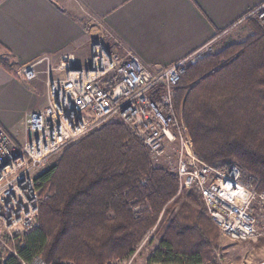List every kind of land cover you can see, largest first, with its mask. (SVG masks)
<instances>
[{"label": "trees", "instance_id": "trees-1", "mask_svg": "<svg viewBox=\"0 0 264 264\" xmlns=\"http://www.w3.org/2000/svg\"><path fill=\"white\" fill-rule=\"evenodd\" d=\"M242 41L189 65L177 108L195 155L225 169L236 163L244 183L264 191V35L252 25ZM0 44V67L14 74ZM35 174L37 226L0 264L40 256L49 264H109L129 257L156 227L150 264H206L219 229L195 188L178 194L176 174L157 165L114 118L60 151ZM58 154V153H57ZM56 154V155H57ZM55 155V156H56Z\"/></svg>", "mask_w": 264, "mask_h": 264}, {"label": "built area", "instance_id": "built-area-1", "mask_svg": "<svg viewBox=\"0 0 264 264\" xmlns=\"http://www.w3.org/2000/svg\"><path fill=\"white\" fill-rule=\"evenodd\" d=\"M244 19H252L264 34V2ZM90 38L89 54L81 65L75 64L71 53H62L56 64L44 56L15 68L26 83L45 74L47 104L25 115L21 144L0 125V245L6 246L7 255L17 256L9 243L37 226L36 172L111 117L129 127L154 162L173 149L178 193L195 188L226 238L247 242L264 237V191L244 183L235 164L217 169L200 160L175 105L176 88L187 66L212 54L214 39L171 65L153 68L124 48L100 22L93 20ZM19 264L49 263L34 256L20 259Z\"/></svg>", "mask_w": 264, "mask_h": 264}, {"label": "crops", "instance_id": "crops-1", "mask_svg": "<svg viewBox=\"0 0 264 264\" xmlns=\"http://www.w3.org/2000/svg\"><path fill=\"white\" fill-rule=\"evenodd\" d=\"M264 0H0V44L13 56L14 74L0 67V125L24 140L25 115L46 106L45 74L26 83L17 66L40 57L56 64L71 53L76 65L89 54L87 15L148 67L171 65L214 39H242L245 15ZM240 38V39H239ZM33 83V84H32ZM35 85V86H33ZM43 88L44 101L40 100ZM41 88V89H42ZM9 104L19 105L14 115Z\"/></svg>", "mask_w": 264, "mask_h": 264}, {"label": "rangeland", "instance_id": "rangeland-1", "mask_svg": "<svg viewBox=\"0 0 264 264\" xmlns=\"http://www.w3.org/2000/svg\"><path fill=\"white\" fill-rule=\"evenodd\" d=\"M87 16L89 17V18H87L88 19L87 23L89 26H91L93 24V20L97 24L99 23V20L97 18L93 17L92 15H87ZM243 23L246 24V26H244V27H245L247 33L242 32L243 35H242V37H240L242 39H240V38H239L240 40H238V38L223 39L219 44H216L214 46V52L212 54L204 56L203 58L214 55L216 52L220 51L221 49H223L226 45H228L230 43H234V42L244 40L245 38H247L251 34L252 29H253L252 25L254 24L255 26H257V24L252 19H245L243 21ZM257 28H259V27L257 26ZM180 82H179L177 88L180 87ZM33 86H35V85H33ZM41 88L42 87H39L36 85L34 90L36 92L38 90L41 91L40 100L44 101V96L42 95L44 90H43V88L42 89ZM177 88H176V92H177ZM176 92H175L174 101H175V105L177 108ZM9 105L11 106L10 107L11 109H8V111L6 113H9L10 115H14L15 113L18 112V110L20 108L19 105H16V104H9ZM177 111L182 118L181 109L177 108ZM114 118H116V117H111V118L107 119L101 126H103L108 121H110L111 119H114ZM101 126H99L98 128H100ZM126 127L129 129L128 126H126ZM98 128H96V129H98ZM129 131L131 132L130 129H129ZM16 142L21 144L22 140L20 139V140H17ZM168 150H169L168 151L169 154L167 155V157H165L164 159H161L157 162H154V163L157 165H161L164 168H167V169L172 171L173 165H174V163H173L174 156L172 155L173 149L169 148ZM60 153L61 152H59L56 156L52 157L47 163H45L42 167H40V169L36 173H38L40 170H42L46 165H48L52 161L56 160V158L60 155ZM232 164L237 165L236 163H232ZM37 223H38V218H37ZM156 227L157 226H154L150 230L149 234L145 237V239L142 241V243L136 248V250L129 257L122 258V259H114L111 262H109V264H150V263H148L149 255L151 254V252L154 250V248L158 244V235H157ZM15 243H17V241H15L13 244L9 243V246L11 248H14ZM0 247H1L0 248L1 249L0 256L7 255L8 249L6 248V246L0 245ZM214 253H215L214 261L211 263H206V264H259L260 262L264 261V237H261V238L257 239L256 241L237 242V241H232V240L226 238L219 231L218 245L214 249Z\"/></svg>", "mask_w": 264, "mask_h": 264}, {"label": "water", "instance_id": "water-1", "mask_svg": "<svg viewBox=\"0 0 264 264\" xmlns=\"http://www.w3.org/2000/svg\"><path fill=\"white\" fill-rule=\"evenodd\" d=\"M259 264H264V261L263 262H260Z\"/></svg>", "mask_w": 264, "mask_h": 264}]
</instances>
